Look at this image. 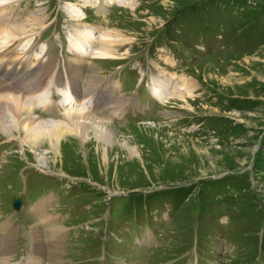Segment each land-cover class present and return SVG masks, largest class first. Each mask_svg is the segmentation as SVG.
<instances>
[{"label":"rangeland","instance_id":"rangeland-1","mask_svg":"<svg viewBox=\"0 0 264 264\" xmlns=\"http://www.w3.org/2000/svg\"><path fill=\"white\" fill-rule=\"evenodd\" d=\"M70 4L83 11L80 17L68 14ZM5 12L33 36L32 53L43 70L31 81L41 84L50 70L52 91L56 78L67 79L78 62L68 44L85 42L79 32L105 33L102 41L113 48L102 53L110 58L85 57L80 82L73 76L70 91L76 98L93 94L94 101L104 93L110 102L107 82L116 81L115 94L128 101L123 116L135 110L132 115L143 117L128 115L125 122L114 110L96 111L95 120L127 126L118 129L122 140L97 152L94 144L81 150L70 140L64 154L74 164L58 160L46 169L0 133V160L9 154L0 164V224L11 227L0 248L11 264L53 247L41 233L48 236L46 230L59 225L66 229L44 262L264 264V0H16ZM91 46L99 50L100 40ZM6 52L3 68L26 85L36 61L18 70L12 62L21 60ZM153 81L166 82V91L155 87L153 93L170 98L172 87L176 93L157 102ZM7 91L0 94L14 95ZM132 96L139 101L132 103ZM38 152L48 156L49 147ZM16 196L18 211L12 210ZM46 217L54 224L47 226Z\"/></svg>","mask_w":264,"mask_h":264},{"label":"bare ground","instance_id":"bare-ground-1","mask_svg":"<svg viewBox=\"0 0 264 264\" xmlns=\"http://www.w3.org/2000/svg\"><path fill=\"white\" fill-rule=\"evenodd\" d=\"M14 1L16 0H0V27L2 24H5L4 25L5 29H1L5 31L0 30L1 32L0 39H5L6 41V44L5 42L2 44V41H0V90H11L17 93L21 92V94L19 95L15 93L14 95H1L0 94V132L1 134H4V135L9 134V136H11L17 141V147L21 151L23 150L22 152H24V149H27L28 152L32 154V158L34 159L35 163L39 164L41 167H44L45 169L48 167L49 162L51 163V162H55L58 160L63 161V162L66 161L70 163V165L74 164V160L70 159L71 156L68 154V157H69L68 158L67 155L64 154L65 152L64 146L68 145L70 140L71 141L75 140L76 143H78V146L80 147L81 150H84L85 146L88 145L89 143L94 144L96 147L95 149L96 152L98 150L97 148L101 147L102 145L120 142L122 138L118 137L117 135L118 129H121L127 126L116 127V126L109 125L110 123L108 124H106L107 122L104 123L105 121L102 122L100 120L94 119L97 115L94 113V110H99V109L104 110L105 108L108 107V104L110 103V107H112V110L116 111L118 106L113 104V102L115 101H119L120 103L122 102V98L120 96H117V94H115V88L117 89L118 87V84L116 81L111 80L107 82L108 84L110 83L111 85V89L108 94L109 98H111L110 102L104 93H100L99 95H97V98L95 101H94L93 94H91L90 95L91 97L89 98L90 104L88 105V109H86L85 107H80L78 109L76 106H74V104L77 102L78 99L76 98V95L74 96V94L71 92L72 90L70 91V87L68 85H65L63 81H60V84H59L60 89L59 91H57L58 95L61 96V99L59 100L58 103H52L48 99L49 93H47L45 90L43 77L41 78V84L39 81H31V76L34 72L43 70V68H41V65H42L41 60H39L36 56L32 55V50L34 48L32 46L33 36L27 35L26 31H24L23 29H20L21 28L20 24H14L15 21H13L12 19H9V17L6 14L1 13L2 11H5L7 8H9V11H10L12 9V4ZM127 1L129 0H104V3L107 5H110L112 3L125 4ZM67 10L69 11L68 14L72 17H78V14L80 12V10L76 9L73 4H70L67 7ZM45 13L39 14L40 16L38 20L43 19L42 23L38 22L39 26L44 24ZM8 20L11 22V24H14L15 28H12L13 25L6 26L5 22H7ZM28 22L29 20L27 21V23ZM9 28L13 29L14 31H8ZM15 29H18V30H15ZM104 34L105 33H102L101 36H98L100 40V48L99 50L94 51L93 47L91 46V43L92 44L95 43L97 38L94 36L93 32L91 31L79 32L78 36L82 40L87 42L88 47L85 48V47H82V45H79L77 42H73L71 45L72 46L71 51H75L79 58L87 57L90 55L91 56L93 55V58H96V57L110 58L108 56H105V53H102L106 51H111L113 48L112 45L105 46L104 42L102 41V36H104ZM20 36H24V38ZM125 37L126 36H123V38ZM15 40L18 41L19 45L23 42L26 44V46L30 43L31 45L26 51L24 48L26 46L24 45L22 46L23 47L22 49H17V47L19 46L18 45L13 50V52L16 53L15 56L21 60V62H18V63L13 61L12 64L14 65V67L18 70H23V67L26 64L27 65L30 64L33 60L36 61V66L34 68L31 67L28 69L29 71L33 70V72L26 74V75H30L28 78H26V85L21 79H18L17 77H15L14 75L15 73L13 72V70L10 71V73H12L14 77H10L8 76V73L6 72V70L3 68V63H5L6 60L9 59V55L6 52V51H10V48L8 46L10 45L11 42ZM3 45H5V47L1 49V46ZM27 52L30 55L29 57L26 55ZM78 63H80V60L78 61ZM46 65H50V64H46ZM90 75L88 76V79ZM171 76H172V79L174 80L177 79L175 75H171ZM80 79H81L80 76L78 77V79L76 77L77 82H80ZM164 83L166 82L162 81L161 84H155L153 81V85L151 87L153 96L156 99H162V101L159 100L160 103H165L168 99L174 96V93H176V90H175L176 88L174 87H172L171 90H168L172 92V96L170 98H168L165 92L160 93L158 90H154V93H153V89L155 87L161 88ZM20 84L22 85V89L19 86ZM182 87L184 88V84L182 85ZM182 87H181V90H182ZM33 89L34 91L29 93V91ZM104 89H106V87ZM161 89L166 91V89L164 88H161ZM26 93L29 95L24 96V94ZM179 94H182V92H179ZM83 96H86V95L83 94L82 96H79V97L82 98ZM183 103L192 105V102L189 103L185 101ZM120 107H123V104ZM36 108L48 114V116L50 117H52L53 115H59V117L54 118L49 122H45L46 118L42 119L37 113H35ZM35 114H37V118L40 122H37V118H35L34 116ZM61 118L63 119L64 124L63 122L61 124L60 122ZM135 126L137 128V126L139 125L135 124ZM148 126L144 125L142 127L147 128ZM44 128H47V130L45 129L46 131H44ZM133 138L134 137H131L130 141L129 142L126 141V142L131 143L133 141ZM43 145H46L49 147L48 156L42 155L41 153L38 152V150ZM57 173H56L57 175H65L63 174V172L62 173L57 172ZM41 205L42 204L38 205L37 207ZM36 211L40 216L43 217V215L40 212V208H38ZM50 217H46L45 222L47 226L48 224H54V220H51ZM63 230H64L63 226H60V225L54 226V230L52 229L46 230V234L48 236H46L43 233H41V235L44 238L48 239L49 243L52 242L54 244L53 247H55L58 245V242H59L60 236L63 233ZM10 234H11L10 225L8 223L0 224V243L4 241H9ZM53 247L42 246L39 249V251L36 252L32 257L29 256L26 259V262L24 264H55V263L59 264L53 261L56 257H54L53 259H48L47 262H44V259L46 257L50 258L53 256L52 253L54 252L51 250ZM0 252H1L0 253V264H11L10 263L11 259L8 258L6 255L2 254L3 251L1 250V248H0Z\"/></svg>","mask_w":264,"mask_h":264},{"label":"water","instance_id":"water-1","mask_svg":"<svg viewBox=\"0 0 264 264\" xmlns=\"http://www.w3.org/2000/svg\"><path fill=\"white\" fill-rule=\"evenodd\" d=\"M13 206H14L15 209L19 208V206H20V200H18V199L14 200Z\"/></svg>","mask_w":264,"mask_h":264},{"label":"trees","instance_id":"trees-1","mask_svg":"<svg viewBox=\"0 0 264 264\" xmlns=\"http://www.w3.org/2000/svg\"><path fill=\"white\" fill-rule=\"evenodd\" d=\"M240 2L242 3V5H244V2H245V1H244V0H240ZM247 21H249V20H247Z\"/></svg>","mask_w":264,"mask_h":264}]
</instances>
